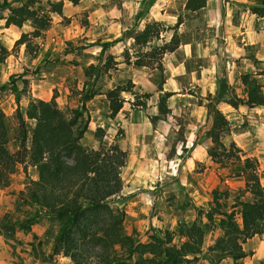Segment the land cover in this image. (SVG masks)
<instances>
[{"label":"rangeland","instance_id":"obj_1","mask_svg":"<svg viewBox=\"0 0 264 264\" xmlns=\"http://www.w3.org/2000/svg\"><path fill=\"white\" fill-rule=\"evenodd\" d=\"M24 1L0 4L16 7ZM31 1L34 7L61 2L62 14L51 15L49 29L32 39L26 51L15 42L31 32L30 24L6 27L7 11H0V45L8 51L0 63V110L9 151L16 149L17 108L24 114L31 100L41 99L33 93H41L44 101L54 97L65 111L91 95L84 102L89 123L81 143L97 148L94 131L101 127L102 141L125 151L122 190L111 201L125 215L124 233L147 242L151 235L169 231L177 244L184 240L178 235L183 225L208 224L201 252L180 264H212L211 248L222 236L220 215L211 222L205 217L214 206L213 192L226 191L222 210L233 211L238 225L236 199L251 196L242 177H233L230 168L207 155L206 104L221 85L226 97L246 98L243 74H251L264 94V13L251 10L264 8V0H206L196 11L185 9L187 0ZM149 25L158 33L145 46L136 45L134 35ZM174 36L178 46L159 54L156 47ZM153 48L155 55L148 58ZM138 57L149 65H135ZM115 87L126 91L120 94L123 106L110 117L106 93ZM218 108L230 125L223 143L233 141L242 158L256 159L264 173V107L220 103ZM36 178L34 167L17 165L8 184L0 186V264H71L62 255L56 262L43 260L51 252L56 222L18 197ZM260 183L264 186V174ZM242 247L244 258L226 257L218 264H264V228Z\"/></svg>","mask_w":264,"mask_h":264},{"label":"trees","instance_id":"obj_2","mask_svg":"<svg viewBox=\"0 0 264 264\" xmlns=\"http://www.w3.org/2000/svg\"><path fill=\"white\" fill-rule=\"evenodd\" d=\"M66 1L77 4L81 0ZM205 3L206 0H187L185 9L196 11ZM46 4L48 7H34L31 0L16 7L9 3L0 4V11H7L6 27L21 28L30 24L31 32L22 33L15 45L24 44L28 51L32 39L41 37L51 26V15L62 14L61 2L47 1ZM251 10L259 15L264 13V8ZM156 33L154 26H146L134 35V43L145 46ZM177 46L174 36L169 43L156 48L162 54ZM156 48L147 51L150 52L148 58L155 55ZM7 54V49L0 45V63ZM135 65L147 66L149 62L138 57ZM241 81L246 87V98L226 97L227 90L221 85L206 104L210 122L207 137L211 141L207 155L221 167L230 168L233 177H242L245 191L251 196L248 200L236 199L241 217V225H238L233 211L222 210L225 203L220 199L226 191L213 192L214 206L205 217L211 222L215 215H220L217 226L222 230V236L211 248L212 264H218L226 257L234 261L244 258L247 254L243 243L264 228V186L260 183L264 173H260L256 159L242 158L244 154L233 141L229 145L222 141L230 125L218 108L220 103L264 107L262 86L256 79L251 74H243ZM123 91L126 89L122 87L107 91L110 117L123 106L124 100L120 96ZM90 98L91 95L86 94L80 106L67 111L57 105L54 97L49 101L31 100L24 114L17 108L16 149L13 152L8 149L6 117L0 110V186L8 184L17 165L34 167L37 178L29 179L18 197L25 205L51 217L57 225L51 252L43 255V260L56 262V258L62 255L69 258L71 264H180L187 255L200 253L208 224L193 222L183 225L178 229V235L184 240L177 244L173 243L174 233L169 231L155 233L147 242H141L134 234L124 233L125 215L111 201L122 190L120 174L126 154L117 144L108 145L102 141L101 127L94 131L99 142L97 148L81 143L89 123L84 102Z\"/></svg>","mask_w":264,"mask_h":264},{"label":"crops","instance_id":"obj_3","mask_svg":"<svg viewBox=\"0 0 264 264\" xmlns=\"http://www.w3.org/2000/svg\"><path fill=\"white\" fill-rule=\"evenodd\" d=\"M160 8V10L162 11L163 9V6L162 7H159ZM165 14H167V10H164V12H163V17L162 18H165ZM184 50L186 51V52H188V47H185L184 48ZM34 94V96H36V97H38V98H41V99H43V100H46V99H44L43 97H42V95H41V93H33ZM27 102L28 101H25V103H26V105H27Z\"/></svg>","mask_w":264,"mask_h":264}]
</instances>
